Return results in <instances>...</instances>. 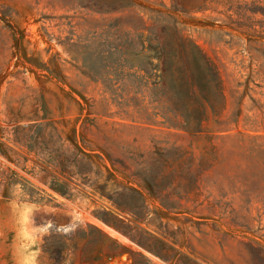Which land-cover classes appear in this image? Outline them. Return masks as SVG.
<instances>
[{
    "label": "rangeland",
    "instance_id": "obj_1",
    "mask_svg": "<svg viewBox=\"0 0 264 264\" xmlns=\"http://www.w3.org/2000/svg\"><path fill=\"white\" fill-rule=\"evenodd\" d=\"M230 13L0 0V264H264V39ZM192 42L222 82L199 134L167 74Z\"/></svg>",
    "mask_w": 264,
    "mask_h": 264
},
{
    "label": "trees",
    "instance_id": "obj_2",
    "mask_svg": "<svg viewBox=\"0 0 264 264\" xmlns=\"http://www.w3.org/2000/svg\"><path fill=\"white\" fill-rule=\"evenodd\" d=\"M196 9L204 8L201 5ZM228 12L240 19L236 20V25L250 38L257 36L264 39V0H228ZM256 15L261 17L256 18ZM179 46L178 50L173 48L169 50V54L177 58V65L174 71L167 74L173 85L178 88L184 87V90L177 89L174 92L177 102L173 103V106L182 117L181 127L192 134H199L204 131L210 113L214 114L216 110L217 106L211 100L210 95L213 91L222 94V82L215 64L195 43L186 45L180 43ZM145 51H153L160 56L164 50L162 47L152 45L148 40L147 45L141 42L135 53L140 55L145 54ZM181 57L185 58L187 68L178 65ZM167 121L169 122V119ZM5 155L9 158L7 154ZM121 177L123 178L122 175ZM124 179L125 182L121 183L125 189L137 191L127 178L124 177ZM5 189L7 187L4 188V192ZM107 255L114 256L115 254L112 252Z\"/></svg>",
    "mask_w": 264,
    "mask_h": 264
},
{
    "label": "bare ground",
    "instance_id": "obj_3",
    "mask_svg": "<svg viewBox=\"0 0 264 264\" xmlns=\"http://www.w3.org/2000/svg\"><path fill=\"white\" fill-rule=\"evenodd\" d=\"M115 237V236H114Z\"/></svg>",
    "mask_w": 264,
    "mask_h": 264
}]
</instances>
